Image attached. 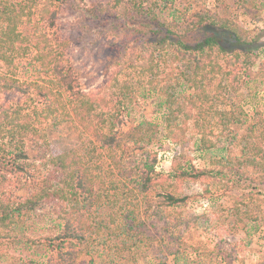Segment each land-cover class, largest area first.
<instances>
[{
  "label": "rangeland",
  "instance_id": "obj_1",
  "mask_svg": "<svg viewBox=\"0 0 264 264\" xmlns=\"http://www.w3.org/2000/svg\"><path fill=\"white\" fill-rule=\"evenodd\" d=\"M105 1L38 0L32 18L22 27L29 40L30 51L27 57L16 61V77L27 87L33 82L50 85L49 80L55 79L51 72H44L36 58L38 36L46 35L55 48L64 51L73 69V77L87 95L111 96L116 92L117 101L122 98V91L126 92L125 86L133 92L132 99L124 108L121 107L124 113L119 129L126 132L143 125L145 130H150L151 140L129 145V156L125 160L128 169L148 161L155 166L153 178L162 180L167 179L174 165L218 169L221 164L213 166V162L241 157L242 137L248 128L255 126L260 132L264 130V0H149L145 6L153 8L155 4V15L135 17L128 24L119 21L121 27L114 26L117 22L113 15L90 21L89 27L74 14L73 5L77 3L99 4ZM204 9L238 22L256 41L251 47V52L256 55L254 64L239 74L237 84L224 80L222 76L207 84L215 112L236 117V123L226 130L222 128L221 115L214 114L217 115L214 120L207 116L205 129L213 132H208L206 139L215 144L210 150L202 142L204 133H199L195 120L184 122L185 112L191 107L188 98L195 91L182 84L183 77L176 70L181 63H173L172 66L169 59L172 50L153 51L147 43L155 38V33H151L148 27L151 17L156 16L158 21L187 22L194 20L196 14ZM152 24L153 31L156 24ZM202 33L210 35L213 29L202 30ZM6 69L0 68L3 73ZM109 81L113 88L104 87ZM26 91L27 96L37 97L38 90L35 92L33 87ZM26 98L19 94L1 95L0 104L24 102ZM176 110H182L177 122L182 130L179 132L181 139L173 142L168 136L167 118ZM200 124L203 126V118ZM45 127L46 148L51 156L72 149L84 154L86 140L77 124L69 121ZM34 149L30 147L27 151L35 171L31 172V179L23 176L28 180L26 184L16 179L8 183L7 197L12 200L19 201L36 191L48 173L44 168L41 170L40 161L36 160L38 153ZM106 155L103 153L99 160L108 170L114 165ZM210 182L207 179L180 181L177 191L182 197H187L186 206L166 207L164 198L159 197V190L152 193L154 215L146 223L150 228L147 231L150 245H143L138 250V264H264V200L253 202L257 221L244 215L238 218L233 211V196L252 190L249 184L241 182L227 194L229 188L214 183L211 193H207L205 189ZM256 186L253 191L261 193L264 199V183ZM139 203L144 205L142 197ZM241 209L244 211L245 207L241 206ZM58 210L55 203H48L37 208L31 217L20 218L11 227L1 228L0 264H22L25 261L44 264L51 253L46 238L57 237L64 228ZM99 212L106 214L108 208H101ZM94 236V240L82 246L76 264H130L124 259L111 261L115 250L106 244L109 241L106 231L101 232L99 238ZM110 242L120 245L115 237ZM52 243L56 245L55 241Z\"/></svg>",
  "mask_w": 264,
  "mask_h": 264
},
{
  "label": "trees",
  "instance_id": "obj_2",
  "mask_svg": "<svg viewBox=\"0 0 264 264\" xmlns=\"http://www.w3.org/2000/svg\"><path fill=\"white\" fill-rule=\"evenodd\" d=\"M148 1L107 0L99 4L77 3L73 7L74 14L85 26L90 21L113 15L117 22L114 26L118 27L120 22L128 24L135 17L155 15L153 8L156 5L146 7ZM37 4L38 0H0V68H7L5 73L0 70V96L19 94L27 97L24 102L0 104V229L11 227L20 218L31 217L42 205L55 203L64 228L57 237L46 238L51 253L44 264H76L82 246L94 240V235L99 238L103 231L109 235L106 244L115 250L112 262L124 259L130 264H138V250L143 245H150L147 233L150 228L146 223L154 215L152 193L159 190V197L164 198L166 207L186 206L187 197L179 195L177 184L188 179L210 180L205 189L207 193H211L214 183L229 188L227 194L241 182L248 183L252 190L233 196V211L238 218L244 215L252 221L258 220L252 205L264 200L261 193L253 191L256 185L264 183V130L260 132L255 126L249 127L242 137L241 157L213 162V166L221 164L218 169L174 165L167 179L162 180L153 178L155 166L148 161L128 169L125 160L129 156V145L151 140L150 130H145L143 125L126 132L119 129L124 113L121 107L124 108L133 97L128 86L117 101L116 92L111 96L87 95L73 77L64 51L55 48L46 35L38 36L36 58L44 72H51L55 79L49 80L50 85L33 82L27 87L16 77V61L27 57L30 51L22 27L32 18ZM150 21L148 27L155 33V38L147 43L153 51L172 50L169 56L172 66L181 63L176 70L183 77L182 84L195 91L188 98L191 107L185 112L184 122L195 120L199 133H204L202 142L210 150L215 144L206 139L208 132H213L205 129L207 116L214 120L221 115L222 128L226 130L236 123V117L215 112L207 84L218 76L237 84L239 74L254 64L256 55L251 52V47L256 41L238 22L222 18L208 9L187 22L158 21L156 16ZM152 22L156 24L153 31ZM205 29H213V33L203 35ZM24 87L38 90L37 97L27 96ZM104 87L109 89L114 85L109 81ZM234 88L239 89L238 86ZM181 112L176 110L167 118L168 136L173 142L181 139L179 132L182 129L177 123ZM202 118L203 126L200 124ZM69 121L77 124L85 136L84 154L72 149L51 156L46 148L45 126H59ZM30 147L36 148V160L40 161L41 170L44 168L48 173L36 191L19 201L12 200L7 197L10 180L26 184L28 180L23 176L31 179V172H35L27 153ZM103 153L107 154L113 168L104 169L99 160ZM104 173H107L106 178ZM141 197L144 205L139 203ZM241 206L245 207L244 211ZM104 207L108 208L106 214L99 212ZM112 237L118 239L120 245L112 244ZM54 241L56 245H52ZM22 264L36 263L25 261Z\"/></svg>",
  "mask_w": 264,
  "mask_h": 264
}]
</instances>
